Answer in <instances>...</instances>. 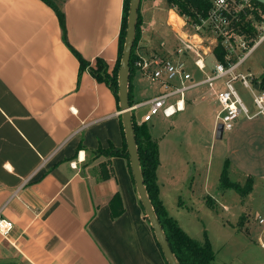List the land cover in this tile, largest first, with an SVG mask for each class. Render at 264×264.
Instances as JSON below:
<instances>
[{
    "label": "crops",
    "instance_id": "0c3cea01",
    "mask_svg": "<svg viewBox=\"0 0 264 264\" xmlns=\"http://www.w3.org/2000/svg\"><path fill=\"white\" fill-rule=\"evenodd\" d=\"M143 3L135 53L149 58L156 54L146 34L154 21L145 16ZM62 9L67 40L89 63L82 70L51 6L43 0H0V216L13 222L6 236L0 233V264H168L126 159L92 152L123 145L119 102L89 70L100 59L108 72L115 65L123 0H65ZM147 80L138 69L130 77L137 123L148 109L139 103L155 96L146 97ZM202 87L184 97L179 111L194 106L199 96L207 105L215 100ZM163 117L168 127L160 136L153 135L158 129L153 117L145 122L159 148V197L179 226L203 241L192 205L198 197L212 201L214 175L216 191H222L220 175L208 161L205 171L198 166L196 153L181 150L187 137L181 134L179 141L176 120ZM251 119L237 120L233 128ZM100 162L110 173L106 179ZM196 173L201 194L193 189Z\"/></svg>",
    "mask_w": 264,
    "mask_h": 264
},
{
    "label": "rangeland",
    "instance_id": "374dc122",
    "mask_svg": "<svg viewBox=\"0 0 264 264\" xmlns=\"http://www.w3.org/2000/svg\"><path fill=\"white\" fill-rule=\"evenodd\" d=\"M141 1L145 5V16L153 15L151 17L154 21L153 29L146 33L151 47L160 55L170 53L177 38L174 31L166 24V11L169 5L165 0ZM148 8L150 11L147 13ZM187 68L193 75L199 76V71L192 62L187 61ZM241 69L252 72L258 78L264 75V40L248 56ZM177 85H180L178 81ZM159 87L158 82L147 80L143 91L146 97H150L159 92ZM238 88L251 108L248 91ZM194 92L186 91L185 96L192 97ZM196 100L198 103H194V106H189L184 111H177L169 118L176 120V128H178L177 134H174L176 138L181 141V134L187 137L186 143L180 146L181 150L186 149L191 154L196 153L197 164L204 166V171L208 165L207 161L210 162L209 168L214 169L218 176L226 162L229 179L243 186L247 178H251L253 190L251 194L241 195L234 188L227 187L218 193L216 191L218 179L214 175V184L211 183L213 185L208 190L212 195L213 206L209 205L211 202L207 204L206 200L202 202L199 197L194 199L192 206L196 213L193 222L198 229L203 228L202 235L204 238L207 235L215 252L212 264H264V222H259L260 217L264 219V115L253 117L250 125L224 130L222 137L217 138L215 115L220 107L218 102L212 99L207 105L200 96ZM142 111L143 108L136 110L137 117ZM152 117L151 121L158 122V129L153 135L160 136L164 127L166 131L168 123L161 112ZM238 120L249 121L243 116ZM195 178L197 180L194 183L200 180L197 173ZM201 183L203 182L199 181L198 184L193 185L195 192L203 191Z\"/></svg>",
    "mask_w": 264,
    "mask_h": 264
},
{
    "label": "built area",
    "instance_id": "2783aa9c",
    "mask_svg": "<svg viewBox=\"0 0 264 264\" xmlns=\"http://www.w3.org/2000/svg\"><path fill=\"white\" fill-rule=\"evenodd\" d=\"M166 24L177 41L171 52L149 58L136 55L134 66L159 83V92L139 105H148L141 122L162 113L171 117L184 107L185 92L206 86L219 104L217 125L231 130L240 116L264 115V82L241 69L248 56L264 40V3L258 0H210L204 15L190 21L175 5L166 11ZM187 61L199 71L195 76ZM179 82V86L177 85ZM248 91L251 108L239 92ZM137 105H132L131 109ZM263 223L264 219L259 218ZM13 222L0 216V233L6 236ZM264 247V244H263Z\"/></svg>",
    "mask_w": 264,
    "mask_h": 264
},
{
    "label": "trees",
    "instance_id": "16d2710c",
    "mask_svg": "<svg viewBox=\"0 0 264 264\" xmlns=\"http://www.w3.org/2000/svg\"><path fill=\"white\" fill-rule=\"evenodd\" d=\"M43 1L47 3L49 6H51L55 11L59 20L62 39L79 60L80 70L89 66V63L70 45V43L67 40L65 19L62 9L65 0H43ZM165 1L169 6L175 5L179 13L188 16L190 21H195L197 20L199 15H204L210 6V0H165ZM128 9H129V0H123L121 28L118 35V44H117V58L112 71L111 72L107 71V65L101 59L97 60V65L95 67H89L90 72L98 81L105 82L108 85V87L113 92L117 103H118L117 71L124 46ZM141 21L142 18L138 9L134 43L131 50L130 62H129L130 76H129L128 92H129L130 104H132L130 77L134 72V70L136 69V67L134 66V59L136 58L137 55L135 53V46L140 37ZM132 122H133L134 137H135L137 153L139 157V165H140L143 184L177 263L178 264H212L215 258V252L213 251L208 238L205 237L203 241H199L196 238L188 235L179 226L177 221L168 214L167 210L165 209L162 200L159 197V188L157 184V175H156V170L159 165L158 143L151 136L148 125L145 122L137 123L133 118H132ZM120 125L123 135V145L120 148L109 146L107 148H98L94 151L86 148L85 149L87 151H92L94 154H96V156L111 157L117 155L124 157L127 161L128 169L133 179L122 122ZM226 166L227 165L225 162L220 174L219 188L225 189L227 187H232L241 195L247 194L252 187L251 178H247L246 183L243 186H241L239 183L231 181L229 179L227 175ZM100 172H101V177L103 179H106L110 175L108 170L105 169L104 162H100ZM133 183H135L134 179H133ZM117 197L118 196L115 195L111 199V204L114 202V200ZM209 205L212 204L209 203ZM143 213H145L144 209H143Z\"/></svg>",
    "mask_w": 264,
    "mask_h": 264
},
{
    "label": "water",
    "instance_id": "95a60500",
    "mask_svg": "<svg viewBox=\"0 0 264 264\" xmlns=\"http://www.w3.org/2000/svg\"><path fill=\"white\" fill-rule=\"evenodd\" d=\"M258 1L264 3V0H258ZM139 4H140V0H129V9L127 14L124 46L117 71L118 102L121 113L122 125L125 134L127 151L129 154L130 166L139 199L145 211V215L153 229L156 240L168 264H178L167 242V239L164 235L161 224L159 223V220L153 209L150 199L146 193V189L144 187L141 176L139 157H138L137 147L134 137L132 112H131L132 104H130L129 102L128 85H129V76H130L129 62H130L131 50L134 43ZM222 132H223L222 126L221 124H218L216 127V137L221 138Z\"/></svg>",
    "mask_w": 264,
    "mask_h": 264
}]
</instances>
